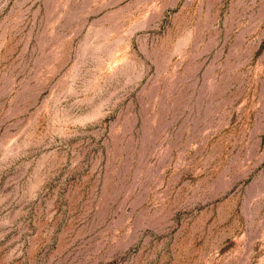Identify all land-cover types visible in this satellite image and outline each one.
<instances>
[{"label":"rangeland","instance_id":"obj_1","mask_svg":"<svg viewBox=\"0 0 264 264\" xmlns=\"http://www.w3.org/2000/svg\"><path fill=\"white\" fill-rule=\"evenodd\" d=\"M0 264H264V0H0Z\"/></svg>","mask_w":264,"mask_h":264}]
</instances>
